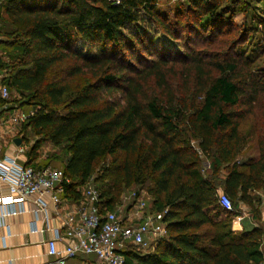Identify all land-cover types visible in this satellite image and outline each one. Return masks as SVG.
<instances>
[{"label": "trees", "instance_id": "1", "mask_svg": "<svg viewBox=\"0 0 264 264\" xmlns=\"http://www.w3.org/2000/svg\"><path fill=\"white\" fill-rule=\"evenodd\" d=\"M260 1L262 15L246 0H0L1 83L32 113L22 142L36 138L25 165L62 171L64 200L93 185L100 213L135 190L150 194L147 213L165 211L167 236L152 252L124 249L125 264L262 262L263 231L231 230L240 205L263 221ZM252 138L257 158H243ZM44 142L59 154L37 162Z\"/></svg>", "mask_w": 264, "mask_h": 264}, {"label": "built area", "instance_id": "2", "mask_svg": "<svg viewBox=\"0 0 264 264\" xmlns=\"http://www.w3.org/2000/svg\"><path fill=\"white\" fill-rule=\"evenodd\" d=\"M2 78L0 74V219L24 212V203L33 196L36 197L37 211L45 212L44 196L58 207L62 202L60 195L64 184L68 183L60 170L34 167L19 161L30 147L22 142L20 129L32 113L11 105L10 92L1 83ZM15 139H20L21 143L15 145ZM6 144L14 147L10 156L2 155ZM3 188L7 189L6 195L2 194ZM149 200L144 191H129L114 210L100 213L99 191L93 185L86 186L82 198L84 208L65 214L62 224L48 240V255L53 261L43 264H66L79 255L93 256V264H125L121 254L124 249L130 246L142 251L151 249L167 236V230L163 222L165 211L147 213ZM220 204L226 211L233 210L230 199L224 194L220 195ZM124 209L129 221L127 226L119 218ZM244 217L242 215L241 219ZM31 230L35 231L33 223ZM63 241L67 244L63 249H57L56 244Z\"/></svg>", "mask_w": 264, "mask_h": 264}, {"label": "crops", "instance_id": "3", "mask_svg": "<svg viewBox=\"0 0 264 264\" xmlns=\"http://www.w3.org/2000/svg\"><path fill=\"white\" fill-rule=\"evenodd\" d=\"M3 146L2 155L10 156L13 154L14 147L12 145L6 144ZM25 153L24 157L19 159L23 164L27 163ZM38 161H41L40 155ZM2 194H7L6 188L2 189ZM35 199L36 197L33 196L24 203V212L21 214L0 219V264H43L47 261H53V258L48 255V240L54 236L55 229L60 227L67 212L84 208L82 200L72 202L64 199H61V205L55 207L49 197L44 196L42 200L45 202L46 208L45 212H41L37 211L38 206L34 203ZM242 215H245L243 219H241ZM126 216L125 218L119 216L124 226L129 225ZM262 220L264 222V213ZM32 223L35 224V231L31 230ZM256 223L258 222L250 219L245 206L242 209L239 207V214L232 220L231 230L234 233H242L256 227ZM65 244H67L66 241L58 242L56 247L61 250ZM155 247L156 245L152 246L149 249L150 252L154 251ZM263 248L264 239H262L260 247L262 252H264ZM93 263L94 257L85 255H79L75 259L66 262V264Z\"/></svg>", "mask_w": 264, "mask_h": 264}, {"label": "rangeland", "instance_id": "4", "mask_svg": "<svg viewBox=\"0 0 264 264\" xmlns=\"http://www.w3.org/2000/svg\"><path fill=\"white\" fill-rule=\"evenodd\" d=\"M246 1H248L250 3V9L254 7L253 10H257L258 13L260 15H262V13H261L262 12L261 11L262 2L260 0H246ZM262 18H264V16H262ZM234 21L238 25H241L242 22H243V14L236 15L234 17ZM136 27L138 28L137 25L128 26L125 29V33H130V32L134 33V32H136L137 31L136 30ZM149 33H150V35L155 36V38H156L157 41H159L161 43H164V45H166V46H173V47H175L178 50H182L183 49V48H180V44L179 43L171 44V42L168 41L166 37H163L156 30H153V29L150 28L149 29ZM256 41H257V38L256 39H253L252 42L251 41L249 42V45H250V43H254ZM249 45H247V46H249ZM258 47H259V49H258L257 55H255V56H257V60H258L259 66H261V65H264V53H263V50L264 49L261 48V45H258ZM77 50L81 51L84 55H93V54H95V51H96L95 48H90L89 46L83 45V44L80 45L79 43L77 44ZM14 97H15V95L13 93L12 95H10V100H12ZM15 98H17V97H15ZM263 105H264V103H263ZM253 121H254V119L252 117L251 118H248L246 120V122L244 123V129H245L244 131L251 129V126L253 124ZM28 138H29V144L28 145H32V143L34 142V140H36L35 137L33 138V137L28 136ZM40 148L41 149L38 151V153L40 155L41 160L46 159L47 156H49L51 153H53L55 155L59 154L58 149L53 148L50 144H48L46 142L42 143L41 146H40ZM257 154H258V152H257V149H256L255 139L252 138V140L249 143V146L246 148V151H245V153L243 155V158L244 157H246V158H257ZM144 192L147 194V196L149 197V199L151 201L150 194L148 192H146V191H144ZM125 193H126V191L124 192V194ZM124 194H122V195H124ZM239 207H240V209H242L243 206L240 205ZM119 214H120L119 215L120 217H124V218L127 215V213L125 212V209L122 211V213L120 212ZM256 227H258L259 229H261L263 231V236H262L263 238L262 239H264V222L262 221V222L256 223Z\"/></svg>", "mask_w": 264, "mask_h": 264}, {"label": "water", "instance_id": "5", "mask_svg": "<svg viewBox=\"0 0 264 264\" xmlns=\"http://www.w3.org/2000/svg\"><path fill=\"white\" fill-rule=\"evenodd\" d=\"M14 143H15V145H19L20 144V139H15Z\"/></svg>", "mask_w": 264, "mask_h": 264}]
</instances>
